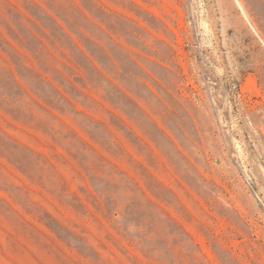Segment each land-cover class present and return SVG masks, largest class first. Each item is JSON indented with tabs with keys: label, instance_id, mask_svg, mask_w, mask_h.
I'll return each mask as SVG.
<instances>
[{
	"label": "rangeland",
	"instance_id": "rangeland-1",
	"mask_svg": "<svg viewBox=\"0 0 264 264\" xmlns=\"http://www.w3.org/2000/svg\"><path fill=\"white\" fill-rule=\"evenodd\" d=\"M0 264H264V0H0Z\"/></svg>",
	"mask_w": 264,
	"mask_h": 264
}]
</instances>
